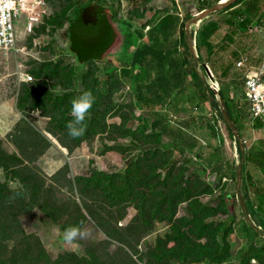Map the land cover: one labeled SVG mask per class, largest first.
Listing matches in <instances>:
<instances>
[{"label":"rangeland","instance_id":"obj_1","mask_svg":"<svg viewBox=\"0 0 264 264\" xmlns=\"http://www.w3.org/2000/svg\"><path fill=\"white\" fill-rule=\"evenodd\" d=\"M88 1H91L89 5L97 3L102 9L99 11L97 7L96 22L79 26L81 38L85 39L87 46L84 56L94 54L91 49L92 43H98L106 37L107 33L102 32L106 26L111 30L109 46L97 54L103 57L96 61L99 65L106 62L120 64L124 37L122 19H131L135 24H143L146 31L148 20L153 19L158 12L163 14L175 11L182 16L186 14L194 16L215 4L213 0H47L51 9V19L43 28L41 26L34 28V32L29 35L25 31L26 14H21L15 19L19 36L18 47L22 51L0 61V264H88L90 256L87 253H91V250L117 258H120L122 252L127 253L136 264H201L202 260L203 264H216L220 259L216 253H220L221 248L227 250L226 246H229V250L223 257L227 254L232 257L231 262H227L244 264L241 262L243 257L246 258L248 249L252 248L250 247L252 242L245 237L241 246L239 234L242 222L246 218L238 201L229 203L227 216L220 213L215 216L216 209H211L216 207L215 199L202 198L198 201L203 205L191 203L183 206L184 210L194 211L198 218L200 213H205L204 208L209 216H215L214 219L211 217L210 220L204 221L202 228L191 221L187 214L183 215L181 209V213L179 212L172 221L173 214L162 207L168 204L154 210L152 205L145 203L146 212L140 215V211L126 193L129 191L125 174L128 164L124 160L129 158L126 154L128 155V150L131 149L130 140L124 137L116 138L125 134L123 128L117 131L111 129V134L109 131L103 133L105 135L97 134L94 139L78 142L68 131L55 129V124L51 125V118L45 116L40 107L34 108V102L37 101L30 102L34 95L29 98L24 96L27 92L25 88L44 89L47 94L41 98L43 102L56 98L59 101L58 108H64L66 103L63 95L59 94L62 85L58 84L61 82L59 79L61 73H58V70L69 71L72 63L79 72L86 70L87 67L92 68V62L88 66L78 64L69 49L66 32L67 19L75 16L76 4ZM245 1L248 7L253 1L257 4L256 10L250 11L251 16L246 14L244 17L245 13L238 14L236 19L241 22L239 26L220 24L219 30L211 37L215 45L213 54L209 57L202 52L200 62L194 59L192 62L204 85H210V80L205 76L201 63L208 68L211 62L216 72L213 77L215 86H226L231 90L229 96L233 97L234 105H238L243 114L240 120V141L244 150L260 147L264 149V129L257 130L248 124L247 114H244L245 103L242 100V84L246 73L264 65V0ZM135 11L140 15L134 14ZM216 12L210 13L202 20H207ZM221 12L215 15L216 19H223L229 13ZM248 17L250 19L243 22L242 19ZM202 20L187 31V36L188 38L191 36L193 44L195 31ZM228 37L234 41L228 40ZM243 57H246L244 65L237 66L236 63ZM49 61L55 62L56 74L47 71ZM227 63L232 64V67H227ZM42 64L45 70L41 69ZM224 65L227 67L225 73ZM210 67L212 69V66ZM166 70H170V67L168 66ZM156 74H160L159 66ZM172 76H174L172 81L168 83L156 81L157 88L168 87L171 84L175 87L181 86L180 82L186 78L183 70L178 68L174 69ZM231 80L236 85L233 88L229 87ZM37 83L42 89L37 87ZM222 93L224 94L223 91ZM113 95L118 106L124 102L128 103L131 99L129 88L115 91ZM190 103L192 106L188 112L198 114L200 108H193L198 99H193ZM111 105L112 101L109 106ZM153 108L151 104L143 102L133 110V113L128 109L120 112L116 109L112 114L109 110L103 119L107 130L111 124L118 125L120 117L128 118L126 125L128 129L134 130L139 127V143L142 145L134 153L138 154V167L141 164L142 166L149 164L142 168V172L150 170L151 168H148L153 163L155 168L162 164L163 153L152 151V144L157 139L150 129L152 116L149 112ZM231 109L234 115L235 110ZM200 115L203 128L208 125L206 119L209 120V125H213L209 116ZM70 117L72 120L73 117ZM194 131L200 133L190 126V132ZM203 131L206 133V130ZM223 134L224 145L221 146L223 147L221 153L220 147L215 144L214 148L217 151L208 147L212 149L209 151L212 155L203 157L205 166L209 169L214 159L233 163L241 161L236 160L237 155V158L233 156L235 151L232 138L226 136V131ZM112 137L116 140H112L114 139ZM160 139L161 142L167 143L165 139ZM123 145L127 148H123ZM184 158L180 157L176 162L188 160ZM192 164L200 166L194 161ZM157 171L159 175L156 179L165 184V187L156 185L155 188L163 192H178L181 195L183 181L181 175H177L178 171L167 173ZM129 172L132 170H128V175ZM252 175L256 180L264 178V172L262 174L254 172ZM145 179L143 176L138 177L137 185L134 186L135 194L146 192L145 187L150 181ZM156 179L152 182L158 184L159 181ZM191 180L186 179L188 188L186 193L199 194L201 192L199 185L195 180ZM132 181L135 184L136 180ZM233 194H236L237 198L236 190ZM180 195L175 197L174 201L182 199L183 196ZM69 226H78L85 230L86 234L77 237L70 244L66 243L63 241V231ZM258 229L264 232V229ZM224 235L226 246L222 240ZM118 238L124 240L125 246L116 243ZM260 238L255 239L254 246L257 250L261 249L263 254L256 251L253 255L255 260L250 264H264V237L261 235ZM242 250L244 256L240 254Z\"/></svg>","mask_w":264,"mask_h":264},{"label":"trees","instance_id":"obj_2","mask_svg":"<svg viewBox=\"0 0 264 264\" xmlns=\"http://www.w3.org/2000/svg\"><path fill=\"white\" fill-rule=\"evenodd\" d=\"M217 1L218 0H213L212 2L216 3ZM240 1L242 0H234L233 2H231V4H229L225 8L218 10L215 14H213L212 17H209L207 20L205 19L202 20V22L200 23V26L195 31L196 33L194 35V41H195L194 46H195L196 54L199 60H201L202 58V55H203L202 52H206V54L208 55H211L214 52L215 45L211 37L216 31H218L221 21H224V19H216L215 15L217 13L219 14L221 11L225 9H228L229 7L236 5ZM90 3L91 1L81 2L80 4H76L75 16L67 19L68 27H67L66 32H67V40L69 43L70 51L74 54V58L78 61V64H85L86 66H88L89 63L92 62V68L87 67L86 70L84 71L81 70L79 72L78 70H76L75 64L72 63L69 71H65V70L59 71L58 70V73H61V75L59 76V79H61V82H59L58 84L62 85V89H60L61 92L59 94L63 95V99L66 103V106L64 107L65 109L58 108L59 101L56 98L50 99V101L48 102H45V101L43 102L41 98L45 97L47 94L44 89L39 90V88H32V87L25 88L27 92H25L24 96L29 98V96L34 95L35 97L31 98L30 100V102L32 100L37 101V102H34V108L40 107L44 111V115L49 116L51 118V125L55 124L54 125L55 129H58L59 131L61 129H64V131H68L67 124H68V120L71 119L70 117L71 116L70 114L71 101L85 91L90 92L92 96L94 97L93 104H92V107L86 113L85 119L82 122L84 125V132L80 136L74 137L75 141L81 142L84 140H88L89 138L94 139L97 134L105 135L103 133H106V132L109 133L111 129L112 130L114 129L117 131L123 128L122 130L123 132H125V134H123L122 136H116V138L124 137V138H129L130 140L131 149L128 150V155L126 154V156H128L129 158L124 160L125 163L128 164L127 165L128 170L129 169L132 170V172H129V175H128V170L125 171V174H127L126 182H127L128 189H129V191L127 190L126 193H128L127 196L132 199L135 207L140 211V215L143 212H146L145 203L152 205L154 207V210L155 208L158 209L164 204H168V206H162V207H164L170 214L171 213L173 214L172 221L174 220V217L177 216V214L180 212V209H181L183 215L184 213L187 214L191 221H193L195 224H199L202 228L203 222L210 220V218L212 217L208 215L207 210L204 208L206 214L200 213V218H198V215L194 211L189 212L187 210H184L182 207L188 206L191 203L203 205L201 202L198 201V199H202L205 196L211 197L214 194H213V189L203 182V179H201L199 174L191 173L190 171H188V169H190V167L194 165L192 164V161L188 159V160L183 161L182 163L176 162V158L174 157L175 156L174 149L170 147L169 144L161 142L162 140L160 139V137L162 133L159 132L157 129H155L156 127L154 126V124L153 125L151 124L150 129L153 132L154 136L157 137V139L154 142L152 141L153 142L152 151L157 150L163 153L162 154V164L160 167L155 168V164L153 163V165H150V167L148 168V169L151 168L150 170L142 172V168H146V166H148L149 164H146L145 166H142L141 164L138 167V162H139V159L137 158L138 154L134 153L135 150H139V148L142 145L141 142L139 143V136H138L139 127H136V129L134 130L128 129L129 127L126 126L128 122V118L125 119V118L120 117V123L118 125L111 124L110 127L108 126L109 130H107V125H105V122L103 119H105V116L109 110L112 114L113 112L116 111V109L118 110L117 112L128 109L130 113H133V110L136 109L137 106L141 105L143 102L144 104H149L151 102L152 95L159 94L160 91L163 94H169L170 90L168 89L170 88L168 89L164 88L166 90H157L158 88L156 84L152 85V82H150L151 76L149 75L148 57L151 55V52L153 49L151 50V48L149 47V43L144 41V36L147 32L145 31V25L135 24L131 19H122L121 21L124 37H123V44H122L123 54H121L120 57H122L123 60L119 58L120 60L119 65L112 64V62H106L105 64L99 65L96 62L98 59L103 58L101 54L97 56L99 51L101 52L105 47L109 46L108 43L111 41V30L109 26H106L102 31L103 33H107L106 37L101 39V41L98 42L99 44L97 42L92 43L91 49L92 51H94V54L92 56L91 55L88 56L87 54L84 56L87 50V46L85 44L86 43L85 39L81 38L82 32L79 30V26H84L86 23L80 22L79 17L82 12V9L88 6ZM100 6L101 5L98 6L99 11L102 9V7ZM251 6L253 9H255L254 5H251ZM239 10L236 11L238 12V14H239ZM133 13L140 15L139 13H137V11ZM171 13L172 12L168 11L166 13L163 12V14H159L158 12V14H155L153 19L148 20V25L150 23L151 24L155 23L159 20L160 21L159 28H161L165 24V22L170 21V19L172 18ZM50 15L46 16L45 23L46 22L48 23V21L51 19ZM230 15L231 16L226 17V22L229 23L231 26H239L241 22L237 20L235 16H233V13H230ZM190 17H191L190 14H186L183 20L186 21ZM248 19L250 18L248 17L242 20L244 22ZM45 23L41 24L40 26L43 28L45 26ZM150 27L151 26H149V28ZM151 29L154 30L157 28L153 27ZM37 30H41V29H37ZM152 30L149 29L148 31H151V34H153ZM181 34H182L181 38H182V46H183L184 55L181 59L182 64L178 68H181L184 64H187V63L190 64L191 75L192 77H194L196 82H198V87L200 88L202 99L206 100L207 98L208 100H210L213 107H215L217 111L219 112L218 102L215 100L214 95L211 92H209L208 96L205 94V91H204L205 87L203 85V80L198 75V73L195 71V69L191 66V61L189 57L190 56L189 47H188V44L185 42L183 32H181ZM131 48L133 50L130 52L129 49ZM170 62H171V65H169V67L174 68V69L177 68L178 64L174 65V61H170ZM43 66L44 65L42 64L41 69L45 70ZM47 66H49L46 68L47 71H49L52 74L53 73L56 74L55 62L49 61V64ZM90 68H91V71H90V74H88V70ZM136 68H137V71L134 72V69ZM159 69L161 71L160 66H159ZM174 69H172L170 72L167 71L168 74L166 72L161 78L159 76H156L155 80L160 83L162 81L170 82L174 77L172 76ZM184 73L185 71L183 72V74ZM125 79H128L127 83L130 89L131 99L128 101V103L124 102L123 105L118 106L113 94L115 93V91L121 90L123 87L127 85L125 84V81H126ZM147 79H149V83L145 82V80ZM28 86H30V84H28ZM37 87H40V89H42V87L39 86V83H37ZM206 89L208 90L207 86H206ZM218 93L221 95V97L223 96L225 109H226L229 119L238 128V123L243 116L242 112L238 109L239 108L238 106L232 104L231 100H227L225 98L220 86H219ZM210 96L212 98H210ZM39 101H41L42 104ZM111 101H112V105L109 106V104H111ZM35 104H37V106H35ZM231 108L235 110L234 115L231 111L232 110ZM244 114L246 115V111H244ZM147 115L150 116L149 113ZM145 121L148 122L147 119ZM253 128L262 129L263 124L259 121H256ZM227 130L229 131L231 135L232 133L230 129L227 128ZM89 134L91 136H89ZM110 134H111V131H110ZM116 138L112 140H116ZM122 147L127 148L124 145ZM237 150L239 152L238 143H237ZM240 154L241 153L239 152V156ZM243 155L245 158V164H243V173H244L243 178H242L243 179L242 180L243 182L242 190L243 191L241 192H243V196L247 204V207H251L254 209V204H253V201L250 200L249 190L247 187L248 180H251L250 172L247 169L244 170V165H246L247 167H250L251 165H257L258 167H264V149L263 148L251 149V150L245 149ZM157 170L165 171L166 173L172 172L173 170L178 171L177 175L179 176L181 175L182 181H183V185H182L183 192L181 193V195L178 192H173V191L163 192L161 190L159 191L158 188H155L156 185H163V183H161L159 179H156L157 175H159ZM179 171H180V174H179ZM202 173L200 174L202 175ZM139 176H143V178L146 177L145 181L147 180L150 182L148 186L145 187L146 192L142 194L139 192H136L135 194L134 186L137 185ZM187 178H190L196 181V183L199 185V188L201 189V192L199 194H189L188 195V192L186 193V191L188 190V188L186 187L187 185L185 183ZM132 179L136 180L135 184L132 181ZM155 179L159 181L158 184H156V182L154 183L152 182ZM163 187H165V184L163 185ZM2 188L3 187H1V189ZM147 193L148 195H146ZM25 194L26 192L24 193V195ZM179 195L180 197L183 196V198L182 199L179 198L178 201H174L175 197H178ZM140 198H142V200H140ZM158 199L159 201H157ZM221 200L222 199H219L218 203H216L215 208H211V209H216L215 216L217 214L218 215L222 214L224 216L229 215L228 213L229 204L225 202L227 199L225 201H221ZM2 202L5 203L4 201ZM4 206L6 205L4 204ZM212 215H213V212H212ZM214 217H212L211 219H214ZM142 222H144V220H142ZM157 223H160V222H157ZM242 225L243 226L240 230V234H242L246 238H249V240L252 242L250 246L252 248L248 249L247 254L245 256L246 258L243 257V260L241 263L250 264L252 260H255L253 259V255L256 253V251H258L259 254H263V252L260 251L261 249L257 250L256 249L257 247L254 246L256 245V242H254L255 239L256 238L261 239L260 238L261 235L257 233L256 231H254L247 224L245 220H243ZM225 237L226 235H224V237L222 238L223 244H224ZM109 240L114 241L112 240V238H109ZM117 241H116L117 244H120L121 246H125L124 245L125 242L123 239L118 238ZM109 243L111 244V242ZM226 249L227 250H225V248L223 249L221 248L220 253L219 252L216 253L217 256L220 258L216 264H230L231 262L230 259L232 257L229 254H227L228 256L226 255L223 257L224 254L228 253L229 246H226ZM223 250L225 253H223ZM87 254L88 256L91 257L90 258L87 256L89 258L88 264H136L135 261H133L127 253H123V252L121 253L120 258H117L114 255H108L107 253L99 254L95 250H91V253H87ZM240 254H243L244 256V251L242 250V253ZM139 260L142 263V259L140 258ZM202 261H201V264H203ZM227 261H230V262H227Z\"/></svg>","mask_w":264,"mask_h":264},{"label":"crops","instance_id":"obj_3","mask_svg":"<svg viewBox=\"0 0 264 264\" xmlns=\"http://www.w3.org/2000/svg\"><path fill=\"white\" fill-rule=\"evenodd\" d=\"M245 2H246L245 0H242L236 5L223 10L221 14H226L228 12L229 13L224 16L223 18L224 21H222L220 24L228 25V23L226 22V17L231 16L230 13H233V16L236 17L238 15V12L236 11L239 9H240L239 14L245 13L244 17L246 14L248 16H251L250 11H253V10L255 11L257 4L255 3V1L252 2V5H254L255 7V9H253L252 6L248 7V4H245ZM171 14H172V18L170 19V21L165 22V24L161 28H159V25H160L159 20L155 23H152V24L150 23L148 25V29L146 30L148 34L146 32L144 36V41L149 43V47L151 48V50L153 49L151 52V55L148 57L149 75L151 76L150 81L152 82V85L156 84V80H155L156 76H159L161 78L167 71L170 72L172 69H174L170 67V70H166L168 66L171 65L170 61H174V65L178 64L177 68L180 67L182 64L181 59L184 55V52L182 50L183 46H182L181 32H183V36H184L186 43L188 39L187 31L185 28V21L183 20L184 16H182L181 14L175 11H173ZM97 20L98 18L96 15V18L94 21L96 22ZM149 26L151 27L149 28ZM153 27H156L157 29L152 30L151 28ZM149 29L153 31L152 32L153 34H151V31H148ZM228 40L234 41L233 38L229 39V37H228ZM160 50H162L163 52ZM203 53H206V52H203ZM211 55H209V57ZM189 57L191 61V66L197 71L198 75L200 76L198 70L196 69V66L193 64L194 62H192L193 61L192 55L190 54ZM198 62H200L199 58H198ZM158 66H160L161 68L160 74H156V70ZM210 66H212V69ZM226 66L231 68L232 64L227 63ZM226 66L224 65V68H225L224 73L227 70ZM199 68L201 69V67ZM208 68H209L210 73L212 72L213 74L214 73L216 74L215 68L213 67V64L211 62H210V65H208ZM178 69L183 70V72L185 71L186 78L180 82L181 86L175 87L173 84L169 85L168 87L161 86L157 90H162L164 88L166 89L170 88L168 89L170 90L169 94H163L160 92L159 94L152 95V99L149 104H151V106L154 108L153 110H150L149 112L151 113V116H152L150 120V125L154 124V126L156 127L155 129H157L159 132L162 133L160 138L165 139L167 144H169V146L174 149V155H175L174 157L176 158V160L179 159L180 157H183V159H185L184 157H186L187 159L190 158L189 160L194 161L196 164L197 163L200 164V166L198 167L194 166L195 164L192 165L190 169H188V171H190L191 173L199 174L201 179H203V182L213 189L214 195L212 197L205 196L203 197V200L207 198L215 199V202L218 203L219 199H222L221 201H225L227 199L225 201L227 204H229L230 202L234 203L237 201L238 203H240L238 195H237V198H235L236 194L235 195L233 194L235 193V190L237 193L236 176H237V165L239 162L236 163L237 162L236 161L233 163L230 161L227 162L226 160H222V159H219V160L214 159L213 164L209 169L208 167L205 166L203 157L205 155H209V156L212 155V153H210L209 151L212 150L211 148L215 149L214 148L216 146L215 144H217V146L220 147V153H221V150L223 149V147L221 146L224 145L223 132L226 131L227 132L226 136H228L230 139L232 138V143L234 145L235 153L233 156H235V158H237L238 156V159H236L238 161H240L243 158V162L241 164V172H240V184H239L240 188L238 192L240 196H242V198L244 199L243 192H241L243 191L242 190V183H243L242 178L244 175L243 164H245V158L243 155L244 147H243V153L240 154L239 156V152L241 150L239 149V152L237 150L238 141L233 136L232 130L228 127L226 122L223 120L222 115L220 113V109L218 112L217 109L213 107L210 100H208L207 98L206 100L202 99V94L200 92V88L198 87V82H196L194 77H192L191 75L190 64L188 63L184 64L181 68H178ZM135 71H137V68L134 69V72ZM215 74L213 75V77L215 76ZM188 76L189 78H187ZM125 80H126L125 84L127 85L123 87V89L129 88L128 83H127L128 79H125ZM145 82L149 83V79L147 81L145 80ZM168 82L169 81H165L164 83H168ZM205 85L207 86V84ZM205 85H204L205 87L204 91H205V94L208 96L210 91H208L209 89L208 90L206 89ZM235 86L236 85L234 81L231 80V82L229 83V87L233 88ZM216 87L219 90V85ZM221 90L224 92L223 95L225 96V98L227 100L232 101L233 97L229 96V94L231 93V90L228 89V87L226 86L224 87L221 86ZM213 95H214L215 100L218 102V99L219 97H221V95L219 96V93L218 95L217 94H213ZM210 98L212 97L210 96ZM193 99H198V103H195L193 105V108L195 107V109H197V107L200 108L201 111L198 112V114L197 113L192 114L188 112V109L191 110L190 106H192L191 105L192 103H190V101ZM221 99L223 100V96L221 97ZM232 104H234L233 101H232ZM208 105L210 107H208ZM218 108H219V103H218ZM200 114L209 116L211 118V123L213 125H209L210 124L209 120L206 119L205 121L208 122V125L205 128H203V126L201 125L202 117ZM248 124H249V121H248ZM254 124L252 125V128ZM190 126L194 127V129L197 130V132H200L199 133L200 135L197 134L196 131L190 132ZM234 126L237 130V134L239 138L241 139V135H240L241 121H239L238 123V128L236 127L235 124ZM227 128L230 129L232 133L231 135L229 131L227 130ZM262 129H257V130H262ZM203 130H206V133H204ZM208 147H211V148H208ZM247 150H251V149H247ZM215 151L217 150L215 149ZM263 168L264 167H258L257 165H251L250 167H247L246 165H244V170L245 169L249 170L250 178H251V180H248V185H247L248 190H249V197H250V200L253 201L254 209L257 210L255 211L253 208L247 207V204L244 199L246 212H247V215L250 221L257 228H260L261 230L264 229V178L256 180L252 174L254 172L262 174L264 172ZM200 173H202V175ZM241 211H242V208H241ZM239 235L241 237L240 243L242 246L243 241L245 240V237L242 234H239ZM237 255L238 253L236 254V256ZM236 256L234 258L235 263L237 261Z\"/></svg>","mask_w":264,"mask_h":264},{"label":"built area","instance_id":"obj_4","mask_svg":"<svg viewBox=\"0 0 264 264\" xmlns=\"http://www.w3.org/2000/svg\"><path fill=\"white\" fill-rule=\"evenodd\" d=\"M50 12L47 0H0V61L22 51L18 47L19 36L15 27V19L19 15L26 14L25 31L29 35L34 32V28L45 23ZM245 60L246 57H243L236 65H244ZM242 100L249 125L259 121L264 129V65L246 73L242 84Z\"/></svg>","mask_w":264,"mask_h":264},{"label":"water","instance_id":"obj_5","mask_svg":"<svg viewBox=\"0 0 264 264\" xmlns=\"http://www.w3.org/2000/svg\"><path fill=\"white\" fill-rule=\"evenodd\" d=\"M233 1L234 0H225V1L219 0L214 5H212L210 8L202 10L199 13H197L196 15L192 16L191 18H189L188 20L185 21L186 31H189L188 22L192 18H199L200 20H202L204 17L208 16L210 13H212L214 11H218V10L224 8L225 6H227L228 4H230ZM97 7H98L97 3H92L91 5H88L87 7L83 8V10H82V12L80 14V17H79L80 22L87 24V23H90V21H93V19H95L96 15H97V13L95 11V9ZM93 12H95V14H96L95 16H94ZM190 37L191 36H189V38L187 39V44H188V47H189V51H190V54L192 55L193 59L198 61V56H197L196 51H195V46H194V44L192 42V39ZM201 65L204 66L203 67L204 68V72H205V74H207V77L212 79V80H214L213 75L210 73V71L208 70L207 66L205 64H202V63H201ZM208 88H209V91L212 94H217L218 95L217 87H215L216 89H213L211 87V85H208ZM219 96H220V94H219ZM218 103H219V109H220V113L222 115V118L226 122L228 127L232 130L233 136L238 140L239 149L241 150L240 152L242 154L243 153V145L241 144L240 138H239V136H238V134L236 132L237 130H236L235 126H234V123L229 119V117L227 115V112L225 110V105H224V102L221 99V97H219ZM242 162H243V158L241 159V161L237 165V176H236L237 195H238V198H239V202L241 204L242 211H243V213L245 215L246 222L250 225V227L254 231H256L257 233L262 235V237H264V232H262V231L260 232V230L250 221V219H249V217L247 215V212H246L244 199L242 198V196H240V194L238 192L239 188H240L239 184H240V172H241V164H242Z\"/></svg>","mask_w":264,"mask_h":264},{"label":"clouds","instance_id":"obj_6","mask_svg":"<svg viewBox=\"0 0 264 264\" xmlns=\"http://www.w3.org/2000/svg\"><path fill=\"white\" fill-rule=\"evenodd\" d=\"M93 100L94 97L92 94L85 91L71 101L70 114L73 119L67 124L69 135L77 137L84 132V125L82 122L85 119L86 113L92 107ZM85 234V230L80 227L69 226L63 231V241L70 244L77 237H83Z\"/></svg>","mask_w":264,"mask_h":264},{"label":"bare ground","instance_id":"obj_7","mask_svg":"<svg viewBox=\"0 0 264 264\" xmlns=\"http://www.w3.org/2000/svg\"><path fill=\"white\" fill-rule=\"evenodd\" d=\"M221 1H225V0H221ZM199 18H192L189 22H188V26H189V30L192 28V25H194V24H198V22H199ZM210 79V78H209ZM210 85H211V87L213 88V89H216L215 87V82H214V80H212V79H210Z\"/></svg>","mask_w":264,"mask_h":264},{"label":"flooded vegetation","instance_id":"obj_8","mask_svg":"<svg viewBox=\"0 0 264 264\" xmlns=\"http://www.w3.org/2000/svg\"><path fill=\"white\" fill-rule=\"evenodd\" d=\"M97 10V8L95 9V11ZM94 13V16H95V12H93ZM98 16V15H97ZM95 19H93V21H90V23H94L95 21H94Z\"/></svg>","mask_w":264,"mask_h":264}]
</instances>
